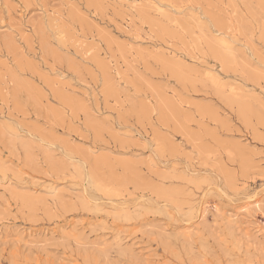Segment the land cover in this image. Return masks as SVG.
<instances>
[{
    "label": "rangeland",
    "instance_id": "obj_1",
    "mask_svg": "<svg viewBox=\"0 0 264 264\" xmlns=\"http://www.w3.org/2000/svg\"><path fill=\"white\" fill-rule=\"evenodd\" d=\"M0 264H264V0H0Z\"/></svg>",
    "mask_w": 264,
    "mask_h": 264
},
{
    "label": "bare ground",
    "instance_id": "obj_2",
    "mask_svg": "<svg viewBox=\"0 0 264 264\" xmlns=\"http://www.w3.org/2000/svg\"><path fill=\"white\" fill-rule=\"evenodd\" d=\"M227 61V60H226ZM185 79V78H184ZM28 201V200H27ZM205 220V219H204ZM207 222V221H206ZM63 236V235H62Z\"/></svg>",
    "mask_w": 264,
    "mask_h": 264
}]
</instances>
